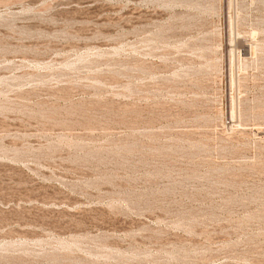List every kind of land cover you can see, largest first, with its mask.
I'll return each mask as SVG.
<instances>
[{"label":"rangeland","instance_id":"1","mask_svg":"<svg viewBox=\"0 0 264 264\" xmlns=\"http://www.w3.org/2000/svg\"><path fill=\"white\" fill-rule=\"evenodd\" d=\"M0 264H264V0H0Z\"/></svg>","mask_w":264,"mask_h":264}]
</instances>
